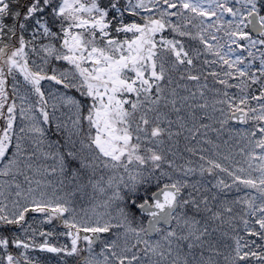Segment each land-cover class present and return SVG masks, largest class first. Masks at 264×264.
<instances>
[{"label": "snow or ice", "instance_id": "1", "mask_svg": "<svg viewBox=\"0 0 264 264\" xmlns=\"http://www.w3.org/2000/svg\"><path fill=\"white\" fill-rule=\"evenodd\" d=\"M0 264H264V0H0Z\"/></svg>", "mask_w": 264, "mask_h": 264}, {"label": "trees", "instance_id": "2", "mask_svg": "<svg viewBox=\"0 0 264 264\" xmlns=\"http://www.w3.org/2000/svg\"><path fill=\"white\" fill-rule=\"evenodd\" d=\"M53 242H56L55 240ZM60 243H63L64 242V238L61 237L60 240H59ZM40 257H45L47 255H50V254H46V253H39L38 254Z\"/></svg>", "mask_w": 264, "mask_h": 264}]
</instances>
